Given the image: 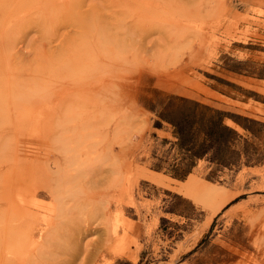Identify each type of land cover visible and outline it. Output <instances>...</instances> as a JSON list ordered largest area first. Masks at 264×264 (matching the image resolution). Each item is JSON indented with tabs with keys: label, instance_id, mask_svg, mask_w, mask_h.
Instances as JSON below:
<instances>
[{
	"label": "rangeland",
	"instance_id": "obj_1",
	"mask_svg": "<svg viewBox=\"0 0 264 264\" xmlns=\"http://www.w3.org/2000/svg\"><path fill=\"white\" fill-rule=\"evenodd\" d=\"M59 18L66 26L54 30ZM23 31L26 48L7 51ZM55 35L62 45L51 51L46 39ZM85 45L94 48L88 53ZM175 97L224 112L242 137L239 147L246 143L262 159L247 164L242 155L231 168L202 159L176 173L182 164L172 126L158 117ZM8 124L18 143L31 124L36 143L90 148L73 163L85 173L104 171L96 185L77 180L69 194L82 206L73 213H61L55 197H40L34 210L54 223L52 230L40 223L53 239L18 234L5 244L12 264L64 263L76 253L73 238L107 245L104 258L75 255L74 264H264V0H0V133ZM140 168L167 176L175 188L146 180ZM187 180L213 184L220 194L179 187ZM87 225L91 232H78Z\"/></svg>",
	"mask_w": 264,
	"mask_h": 264
},
{
	"label": "bare ground",
	"instance_id": "obj_2",
	"mask_svg": "<svg viewBox=\"0 0 264 264\" xmlns=\"http://www.w3.org/2000/svg\"><path fill=\"white\" fill-rule=\"evenodd\" d=\"M62 1L67 2V0H62ZM77 2L80 4H84L86 0H77ZM4 3H5V6L9 7L6 1H4ZM64 20L66 19L59 18V19H55L51 21L53 29L60 30L62 27L66 26L64 24ZM93 25H94V30L97 31L98 29L97 26H99V24L94 22ZM25 27H27V31H28L33 26H31V24L27 22L25 24ZM69 27L75 28L76 25L74 23H70ZM27 31L18 33L17 36L9 39L7 42V47H9V50L7 51L14 50V52H16L18 48V51H20L21 53L26 48L27 44L29 43V38H28V35L26 34ZM111 32H115V31H111ZM61 33L62 32H59V34ZM98 38L96 42L100 41V39ZM46 40H47V45L45 43L43 44L46 45L51 51L59 50V47L62 45V41H61L62 38L56 39V35L55 37L50 36ZM54 40L56 41L58 40V41L56 42ZM93 48L85 45V50L86 52L88 51V53H90L91 52L90 50H92ZM19 58L24 59L25 56L21 55L19 56ZM97 62L99 63V61ZM27 123H29V121H27ZM7 128L10 131L9 130L5 131L6 128H4L3 132L0 133V228L3 229L2 234L0 236V264H12L13 263L11 261V258H13L11 251L13 250L6 249L5 244H7V242L13 243L16 239H18L17 238L19 236L18 234H20V236L23 237V238L21 237L20 239L22 240L25 239V241L34 239L35 238L33 235L34 233H35V236L37 233L41 239L42 238L47 239V240L53 239V236H51L50 232L54 226V223L51 224L52 225L51 227L47 223V222H50L51 220H47L45 217H42V214L39 215L34 210L35 207L40 204L38 201L41 196L49 195L51 197H55L58 200L57 202H59L58 204L60 205V209H62L63 211L61 213L63 214L65 212L71 213V211L73 213V211H77L75 209L76 207L79 208V206H82L76 197L70 196L69 194L71 190L77 186V180L79 182V180L82 177H89L90 179H93L94 177L102 178V179L104 178L102 175L104 171L101 168H98V167L90 168L85 173L84 167H78V165L80 164L76 165L75 163H73L76 160V158L80 157L79 154L81 156L82 155L88 156L91 153L90 148H73V147L52 146V145H47V144L36 143L35 141L37 139V134L34 131H32L31 124H30V127H27V130H26V133H27L25 135L26 142L18 143V141L16 140L15 131L12 128L11 124H8ZM74 164L76 166L73 167L72 165ZM139 175L145 178L146 180H149L150 182L162 184L171 189L175 188L174 186H171L170 184V182H172L171 181L172 179L156 171L148 170L146 168H140ZM96 182L97 180L95 179H93L92 182H90V180H86L83 186L84 185L91 186L92 184L96 185ZM174 182H175V185L178 183L177 181H174ZM178 185L179 187H185V188L190 187L191 190L194 192L201 191V194H204L205 196H208L209 198L210 196H216L220 194L219 187H216L213 184L211 185L207 182H196L194 184L192 180H187L185 183L183 184L179 183ZM123 203L124 201H118L119 207ZM56 208L58 211L59 208L58 207ZM120 209L122 210V208ZM102 210L103 209H101V211ZM81 216H84V215L82 214ZM86 218L87 216L84 219V223L85 221H88L86 220ZM97 219L98 217L95 220ZM42 221L43 222L46 221L44 223H46L51 228L50 232L48 233L50 234V237L47 234L48 238L47 236H45V234H43L44 227L40 226V223H42ZM77 221L80 222L79 220ZM93 221L94 220H92V222ZM97 221H96L97 224L100 223V221L99 222ZM80 223L83 225L82 222ZM80 223L78 224L80 225ZM96 223H93V224H96ZM90 224L91 223H89L88 225ZM88 225L84 229L81 228L84 225L83 226L80 225L81 227H79L78 232H84V233H86L87 231L91 232L89 230H91L92 227ZM92 226L94 227V225ZM34 230L36 232H34ZM114 232H116L117 234L116 228H114L113 233ZM106 238L110 239L111 235L107 233L105 236V239ZM76 239L74 240L73 238L74 241L72 240V242H70L73 244L72 247L77 249L76 253L74 251V255H71L72 258H69V260L61 264H74L72 260H73V257H75V255H77V257L82 255L83 258L85 257L86 259L91 258L90 259L91 261L97 260L99 259V257L100 258L105 257V252H106L105 247L107 248V245L105 244V240L99 238L100 240L97 241L96 245H94V248L93 246L92 248H90L91 246L89 245H91L90 244L91 241L90 243H88V241L81 242L79 238H78V241ZM70 243L68 240V244ZM68 244L66 245L67 247L66 250L67 249L70 250V248L68 247ZM13 248L15 249V247ZM50 250L49 251L51 252V254H54L52 253V249ZM13 256H15V254ZM49 256L51 257V255ZM88 256L90 257L88 258ZM83 258H82L81 263L86 264L84 263L85 260H83ZM54 259L56 260V258ZM24 261L25 259L21 258L20 263L25 264L27 262V261L25 262ZM33 261L35 260L30 259V262H33ZM56 263L57 262H54L52 264H56Z\"/></svg>",
	"mask_w": 264,
	"mask_h": 264
},
{
	"label": "trees",
	"instance_id": "obj_3",
	"mask_svg": "<svg viewBox=\"0 0 264 264\" xmlns=\"http://www.w3.org/2000/svg\"><path fill=\"white\" fill-rule=\"evenodd\" d=\"M174 99L175 101L167 102L158 117L172 126L171 133L175 138L172 146L176 157L180 158L178 163L182 164L175 168L176 173L185 175L202 159L216 167L228 168L238 166L242 155L247 164L252 159H262V155L259 156L256 151L251 152L246 143L239 147L242 137L225 123L224 112L196 100L184 97ZM234 121L255 135L256 132L251 127ZM154 125L160 127L161 122L157 120ZM155 166L159 167V164Z\"/></svg>",
	"mask_w": 264,
	"mask_h": 264
}]
</instances>
